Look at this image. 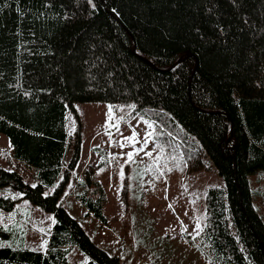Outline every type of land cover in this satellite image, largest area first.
Here are the masks:
<instances>
[{"label": "trees", "instance_id": "trees-1", "mask_svg": "<svg viewBox=\"0 0 264 264\" xmlns=\"http://www.w3.org/2000/svg\"><path fill=\"white\" fill-rule=\"evenodd\" d=\"M48 5L0 0V133L11 144L6 157L13 166L0 167V187L23 193L53 216L47 243L38 250L24 247L17 240L21 234L0 225V235L10 242L0 245V264H71L72 247L88 255L83 264H121L61 203L80 157L77 128L66 161V113L77 117L75 104L86 102L120 104L123 110L135 104L132 115L159 110L188 148L180 152L183 165L176 162L177 149L175 159L162 149L167 162L157 166L163 174L152 164L146 175L163 190L183 170L207 168L199 157L205 155L222 185L204 191L198 246L212 264H264V220L250 184L251 174H264V0ZM160 151L152 149L150 164ZM106 161L98 162L96 174L85 170L75 187L78 201L104 222ZM13 205V198L0 195V210Z\"/></svg>", "mask_w": 264, "mask_h": 264}, {"label": "rangeland", "instance_id": "rangeland-1", "mask_svg": "<svg viewBox=\"0 0 264 264\" xmlns=\"http://www.w3.org/2000/svg\"><path fill=\"white\" fill-rule=\"evenodd\" d=\"M105 102L76 103L77 117L71 111L66 113V130L69 146L66 161L72 151L75 130L80 134V157L72 170L71 178L63 187L62 206L79 222L81 227L99 247L111 255H116L121 264H212L198 245L196 238L200 231L196 228L197 219L201 228L205 223L204 191L210 186L222 185V179L212 168L208 158L202 153L207 168L185 171L178 177L166 180L162 190L159 182L146 175L150 164L148 156L142 152L134 153L132 162L124 163L127 153L133 145L121 136L130 135L135 129L140 136L135 147H140L147 130L154 133L144 145L145 151L154 147L162 149L173 157L176 149L186 150L187 144L181 141L176 131L166 123V119L157 109L144 108L132 115L130 108L116 107L109 113ZM107 120V123L105 121ZM144 120H150L149 128ZM112 141L109 143V141ZM124 144V147L120 145ZM193 147H197L193 144ZM160 148V147H159ZM9 149L7 138L0 133V167L13 168L4 154ZM112 154H117L113 157ZM101 157L108 161L107 173L101 176L102 184L106 179L108 200L103 211L106 222L92 214L75 196V187L82 173L96 169ZM184 160V159H183ZM106 161V162H107ZM176 162L182 164L181 153ZM123 164V178L121 165ZM155 169L159 167L157 164ZM99 169V168H98ZM152 170L154 167L152 166ZM115 174V175H114ZM95 176V175H94ZM29 182L26 176L23 177ZM114 180L109 184V180ZM30 183V182H29ZM253 189V205L264 220V174L258 170L250 175ZM124 187L126 190L124 191ZM54 186L51 188L53 189ZM50 191V190H49ZM19 193L10 186L0 187V195L13 198ZM10 211L0 210V225L21 234L17 240L26 248L43 249L42 241L50 231L53 221L52 213L31 204L22 195H16ZM25 201L28 203L25 204ZM171 205V207H169ZM12 213L11 216L8 214ZM182 225L184 230L181 231ZM44 229V231H40ZM186 233V236L184 234ZM7 242L0 235V242ZM71 264H83L89 257L77 247L67 253Z\"/></svg>", "mask_w": 264, "mask_h": 264}, {"label": "snow or ice", "instance_id": "snow-or-ice-1", "mask_svg": "<svg viewBox=\"0 0 264 264\" xmlns=\"http://www.w3.org/2000/svg\"><path fill=\"white\" fill-rule=\"evenodd\" d=\"M88 3L91 4V0H88ZM45 6L46 7L49 6L48 5V0H45ZM16 10H17L18 13H20L21 16H23V12H21L19 8H17ZM42 15H43V13H41V16ZM39 18L40 17H37V19H39ZM17 32H19V29H17ZM17 47H20V45H17ZM90 79H94V77H90ZM24 95L27 96L28 93L25 92ZM116 107H124V106L123 105H118ZM127 107L131 109V108H135L136 105L135 104H129V105H127ZM112 108H113V105L109 104L108 105L109 113L111 112ZM105 123H107V120L105 121ZM144 123L148 124L149 128L153 127V124H152V122L150 120H144ZM152 135H154V133L149 132V131L146 130L143 133V136H144L145 139L141 143L140 147H135L137 141L140 139V136H139V134L137 133V131L135 129H133L131 131L130 135L121 136V140H126L130 145H133V148H132L131 151H128L126 154L125 153H120L119 154V155H126L127 159L124 161L125 164L126 163H129V162H132L133 155H134V153H137V152H142L144 156H149V157L152 156V152L150 150L149 151H145L144 150V145H146L148 143V138H150ZM111 142L112 141L110 140L109 143H111ZM9 146L11 147L10 142H9ZM120 147L123 148L124 147V144L121 143ZM158 147L161 148V151L160 152H157V154L155 156V159L152 161L151 164L148 165V169L149 170H151L152 164H159V162L162 159L165 160V162H167V157H164L163 156L162 146H158ZM110 155H112L113 157H115V155H117V154L110 153ZM101 159H103V157H101ZM173 159H175V157H173ZM120 167H121V173H120V175L123 178V175H124V173H123V164ZM100 170L101 169H98V171H100ZM6 171H12V169L9 168V169H6ZM157 171L162 175L164 169L158 168ZM168 171H171V168H169ZM61 179H63V177H61ZM33 187H35V185H33ZM43 194L44 195H47L48 193H43ZM16 195H23V193H15L13 195V198H15ZM27 203L28 202L25 201V204H27ZM169 207H171V205H169ZM8 215L11 216L12 213H9ZM196 228H197L198 231L201 229V224H200V222H199L198 219H197V222H196ZM183 230H184V226L182 225L181 231H183ZM40 231L43 232L44 229H40ZM3 243H7V242L6 241L5 242H0V244H3ZM41 243H42V245H46L47 242L46 241H42Z\"/></svg>", "mask_w": 264, "mask_h": 264}, {"label": "water", "instance_id": "water-1", "mask_svg": "<svg viewBox=\"0 0 264 264\" xmlns=\"http://www.w3.org/2000/svg\"><path fill=\"white\" fill-rule=\"evenodd\" d=\"M180 60V58L177 60V62Z\"/></svg>", "mask_w": 264, "mask_h": 264}, {"label": "crops", "instance_id": "crops-1", "mask_svg": "<svg viewBox=\"0 0 264 264\" xmlns=\"http://www.w3.org/2000/svg\"><path fill=\"white\" fill-rule=\"evenodd\" d=\"M9 150V149H8Z\"/></svg>", "mask_w": 264, "mask_h": 264}]
</instances>
